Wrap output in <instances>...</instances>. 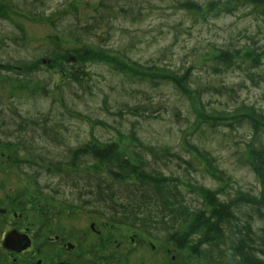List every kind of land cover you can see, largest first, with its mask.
<instances>
[{
	"label": "rangeland",
	"instance_id": "obj_1",
	"mask_svg": "<svg viewBox=\"0 0 264 264\" xmlns=\"http://www.w3.org/2000/svg\"><path fill=\"white\" fill-rule=\"evenodd\" d=\"M179 1L204 6L205 15L182 10L175 0H114L109 11L116 18L112 36L105 43L109 54H104L77 47L67 30L72 24L81 27L93 19L100 0H0V109L10 121L3 130H17L22 123L19 113L36 122L35 127H23L22 133L11 136L32 140V145L28 143L35 149L21 152L16 144L12 150L0 147V173H7L0 183L11 193L8 206L13 207L11 201L21 204L19 216L29 218L35 228L43 225V216L53 213L54 234L72 237V244L82 235L100 240L91 233L95 225V230L105 232L106 239L122 244L115 264L213 262L207 259L206 248L201 256L191 248L169 245L164 231L150 236L151 228L143 232L113 225L79 208L80 201L74 198L79 195L83 201L91 200L88 191L79 194L76 190L81 186L74 188L56 176V162H68L73 149L115 141L128 156L138 152L144 160L152 159L132 142L133 136L143 146L169 148L178 158L167 166L151 167L172 178V185L181 191L178 200L193 209L206 203L204 196L194 193L195 185L217 191L218 199L224 201L239 192L260 195L258 178L247 161L254 139L252 129L231 120L211 126V121L218 113L233 114L241 105L264 112V82L259 83V74L264 73V14L242 6L231 15L215 16L205 7L215 0ZM153 66L166 68L170 74L177 72L180 77L192 74L194 88L223 85L227 92L222 97L211 90L203 92L206 115L195 97L184 96L173 82L163 79L153 83V73L146 71ZM262 139H257L256 146H264ZM195 146L215 158L225 181L206 171L205 163L193 152ZM47 154L50 161L44 163ZM80 167V172L72 170L77 179L87 174L86 166ZM89 170L96 173L94 168ZM97 170L98 175L91 176L93 182L106 183L126 196L120 192L125 184L114 186L110 174ZM128 183L132 186L134 179ZM236 209L245 219L254 217L255 232L264 228L263 208H259V217L252 207ZM178 228L179 236L189 230L185 223ZM229 234L227 230L226 237L233 239ZM158 235L162 237L157 239ZM201 236L192 234L194 242Z\"/></svg>",
	"mask_w": 264,
	"mask_h": 264
},
{
	"label": "trees",
	"instance_id": "obj_2",
	"mask_svg": "<svg viewBox=\"0 0 264 264\" xmlns=\"http://www.w3.org/2000/svg\"><path fill=\"white\" fill-rule=\"evenodd\" d=\"M113 1L100 0L95 8L96 16L93 19L90 18V21L81 27L72 24V28L67 29L72 33V38L77 43V47L89 49L92 52L109 54L105 43L112 36L113 20L116 18L115 13L109 11L112 10L110 4ZM175 2L182 10L194 15H205L202 13L204 6L200 4L179 0H175ZM242 6H245V8L252 7V9L259 10L261 14H264V0H215L209 2L205 7L208 13L219 16L223 13L231 15ZM65 63L68 62L65 61ZM71 67L75 70V66ZM61 70L65 71V68L61 67ZM146 71L147 73H153V83L157 84L158 80L166 79L173 82L177 88H180L179 90L184 96L195 97L205 114V107L202 106L203 92L211 90L221 97L227 92V88L223 85L217 88L205 84L202 87L194 88V80L190 73H188V76L184 74L180 77L176 76L177 72L170 74L166 68L158 70L155 66L146 67ZM72 74L74 75V73ZM256 80L254 76L253 81ZM260 82H264V73L263 75L262 73L259 74ZM231 113L233 114L229 116L218 113L212 119L211 126L231 120L238 124H247L252 129L254 139L249 144L251 148L248 149L247 161L258 178L259 197L239 192L235 198L224 201L218 199L217 191L195 185L192 186L194 193H200L204 196L206 203L202 204L201 208L193 209L178 200L181 191L176 184L175 186L172 185V178L164 175L159 169L151 167L167 166L173 158H178L177 154L165 147L143 146L142 142L135 136H133L132 142L137 143L146 150L152 159L144 160V156L138 152L131 153L133 157L128 156L120 148V143L115 141H99L95 142L94 146L87 143L82 147L71 150L70 156L67 158L68 162H56L58 163L56 176L65 178L64 182H69L74 188L81 186L80 189L77 188L76 190L77 193L80 192L79 194L88 191V197L91 200L83 201L79 195L74 198L80 201L78 207L86 210L87 213L98 214L107 219L108 223L128 225L137 231L143 232L151 228V231L148 232L150 236H155V231L158 234L164 231L166 233L165 241L176 249L191 248L197 255L202 256L203 250L206 248L207 250L204 251L207 252L206 257L213 264H264V228L259 229V232H255L253 229L254 217L248 216L245 219L236 209L240 205L252 207L257 209L258 217L259 208L264 209V146L259 147V144L256 146L259 137H263L262 141L264 140V112L255 106L241 105ZM17 117L22 120V123L16 126L17 130L14 132L6 130L4 132L3 127L10 121H6L3 117V111L0 109V147L12 150L13 144H16L21 148V152H30V149H35L29 145V143L32 145V140L17 135L15 139H12L11 136L22 133L25 130L23 127H35L36 122L20 113ZM31 152H35V150ZM193 152L205 163L206 171L211 176H218L220 181H225L223 170L216 165L215 158L209 152L200 150L196 146L193 148ZM48 161L50 160H48L47 154L44 163ZM48 166L50 167V164ZM80 166H86L84 173L87 171V174L85 176L81 175V179H77L73 176L72 170L80 172L82 168ZM50 168L52 169V167ZM89 168H94L96 173L90 174ZM98 168L110 174L109 177L112 179L114 186L115 184H125L126 187L121 189L120 192L123 194L126 192V196L119 195L106 183H103V186L100 181L93 182L91 176L98 175ZM130 179H134L132 186L128 183ZM34 183L38 184L37 180H34ZM189 187L191 188V186ZM260 217L264 219V214L261 212ZM241 219L244 221L240 225ZM182 223H185L189 230L179 236L180 230L178 227L182 226ZM227 230L233 239L226 237ZM192 234H201L202 236L194 242ZM160 237L162 236L158 235L157 239Z\"/></svg>",
	"mask_w": 264,
	"mask_h": 264
},
{
	"label": "flooded vegetation",
	"instance_id": "obj_3",
	"mask_svg": "<svg viewBox=\"0 0 264 264\" xmlns=\"http://www.w3.org/2000/svg\"><path fill=\"white\" fill-rule=\"evenodd\" d=\"M3 178L7 179V173H0V180ZM0 184L3 186L4 182ZM7 191L4 184V188H0V264H115L114 257L122 245L116 243V239H106L105 232L95 230L92 225L91 233L99 235L100 240L92 241L82 235L72 244L69 240L72 237L54 234L51 212L43 216V225L35 228L33 221L22 214L19 216L17 207L20 209L21 204L11 201L15 208L8 206L11 193ZM47 210L44 212L50 211ZM105 227L108 228L107 224Z\"/></svg>",
	"mask_w": 264,
	"mask_h": 264
}]
</instances>
